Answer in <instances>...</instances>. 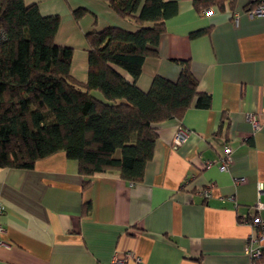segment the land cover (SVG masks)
Returning <instances> with one entry per match:
<instances>
[{"label": "crops", "instance_id": "crops-1", "mask_svg": "<svg viewBox=\"0 0 264 264\" xmlns=\"http://www.w3.org/2000/svg\"><path fill=\"white\" fill-rule=\"evenodd\" d=\"M171 1L177 10L136 83L148 90L156 74L176 80L186 60L199 88L212 95V107L192 106L181 119L160 123L153 158L138 182L97 173L85 184L79 163L64 152L33 169L1 168L6 231L0 264H133L127 251L145 264H251L245 242L257 230L240 219L256 213L259 183L264 201V15L250 16L249 0H224L200 12L195 0ZM25 2L59 15L57 36L62 28L64 38L56 36L58 44L87 51L74 66L72 60V74L82 81L88 76V69L78 71L86 60L88 66L84 33L109 25L136 28L105 0ZM79 9L84 13L77 16ZM180 123L189 135L174 149ZM227 147V170L206 166Z\"/></svg>", "mask_w": 264, "mask_h": 264}, {"label": "trees", "instance_id": "trees-1", "mask_svg": "<svg viewBox=\"0 0 264 264\" xmlns=\"http://www.w3.org/2000/svg\"><path fill=\"white\" fill-rule=\"evenodd\" d=\"M105 1L136 28L87 32L82 81L71 71L73 47L56 42L58 14L44 15L25 0H0V169H33L64 152L79 163L85 184L97 173L138 182L153 158L160 123L181 119L192 106L212 107V95L199 88L186 60L176 80L156 74L148 90L136 83L145 59L158 52L175 1ZM223 1L194 4L200 12Z\"/></svg>", "mask_w": 264, "mask_h": 264}, {"label": "built area", "instance_id": "built-area-1", "mask_svg": "<svg viewBox=\"0 0 264 264\" xmlns=\"http://www.w3.org/2000/svg\"><path fill=\"white\" fill-rule=\"evenodd\" d=\"M249 4H251V6L247 7V13L250 16L264 15V0H249ZM206 13H209V11H207ZM247 118L251 122L254 130L260 128L259 120L254 113H249L247 115ZM188 135V129H186L180 123L173 135L171 142L172 147L174 149L178 148L180 144L187 140ZM231 153L232 149L230 147H227L225 150V155L219 157L218 159L207 160L206 166L210 167L216 163H219L220 169L227 170L231 162ZM241 181H246V178H241ZM262 191V184L259 183L258 200L255 205L256 213H254L253 215L245 214L240 219L241 222L249 223L254 229L257 230V233L251 234L245 242V252L250 256L251 264H264V217L259 214L261 211H264V201H262L260 198ZM203 193L206 196H209L211 194L210 188L204 189ZM231 199L233 200L234 197L232 196ZM5 211L6 205L2 201H0V244L5 243L3 236L5 234L6 228L1 220V217L5 213ZM125 259H131L133 261V264H145L142 257L134 251H127ZM114 261H119V259L115 258Z\"/></svg>", "mask_w": 264, "mask_h": 264}, {"label": "rangeland", "instance_id": "rangeland-1", "mask_svg": "<svg viewBox=\"0 0 264 264\" xmlns=\"http://www.w3.org/2000/svg\"><path fill=\"white\" fill-rule=\"evenodd\" d=\"M84 35V37H85V39H86V35H85V33L83 34ZM57 37H59V38H64V35H63V29L62 28H60V30H59V33H58V36ZM86 41H87V39H86ZM81 52H83V53H86L87 54V51L85 50V49H82V51L81 50H79V48H76V47H74V54H73V61H74V59H75V61L73 62V66L76 64V60H78V55H79V53H81ZM75 55V56H74ZM84 64H85V62H84ZM87 69H88V66H87V60H86V66L81 70V67L78 69V71L79 72H81V71H87Z\"/></svg>", "mask_w": 264, "mask_h": 264}]
</instances>
